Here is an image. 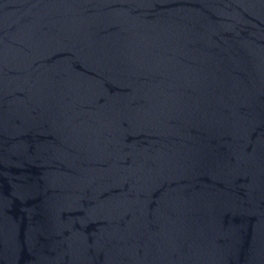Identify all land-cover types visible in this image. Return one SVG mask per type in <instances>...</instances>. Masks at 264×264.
<instances>
[{
  "label": "water",
  "instance_id": "water-1",
  "mask_svg": "<svg viewBox=\"0 0 264 264\" xmlns=\"http://www.w3.org/2000/svg\"><path fill=\"white\" fill-rule=\"evenodd\" d=\"M0 264H264V0H0Z\"/></svg>",
  "mask_w": 264,
  "mask_h": 264
}]
</instances>
